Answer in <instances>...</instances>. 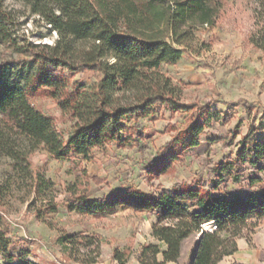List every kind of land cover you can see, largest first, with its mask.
<instances>
[{"label": "rangeland", "instance_id": "obj_1", "mask_svg": "<svg viewBox=\"0 0 264 264\" xmlns=\"http://www.w3.org/2000/svg\"><path fill=\"white\" fill-rule=\"evenodd\" d=\"M34 1L2 0L11 22L6 39H0V75L6 68L7 80L23 88L29 101L50 116L66 137L74 120L61 114L46 89H35L30 80L36 68L34 54L44 45L54 46L59 39L54 27L35 11ZM256 1L221 0L212 25L192 28L194 37L181 59L161 65V73L181 103L209 105V111L200 109L204 127L195 139L197 145L182 149L177 158L166 161V166L162 155L174 151L181 137L178 134L189 125V114L165 108L138 119V131L143 134L139 145L133 140L122 145L110 142L92 148L86 157L61 159L39 149L30 156L32 177L6 176L10 161L0 159V220L8 231V254L14 257L13 263L27 252L26 259L42 264H79L62 256L56 243L61 232L102 236L101 254L94 264H117L114 248H129L126 264H139L141 247L157 243L151 236L156 220L152 211L121 207L100 216L71 209L80 195L107 199L111 193L129 188L157 194L161 189L178 190L182 185L218 197L259 194L264 188V159L256 167L241 162L234 165L249 126L257 129L253 141L264 136V52L248 41L257 29L252 16ZM88 45L74 44L69 60L73 64L81 62ZM111 62L113 58L108 59ZM63 72L70 84L85 87L92 86L97 78L92 70ZM27 80L30 82L26 84ZM242 101L253 103V109L245 111ZM41 177L50 184L40 187ZM195 241V237L187 239L180 258L166 264H189ZM237 246L235 253L218 264H264V219L245 230ZM5 256L0 252V264L5 263Z\"/></svg>", "mask_w": 264, "mask_h": 264}, {"label": "trees", "instance_id": "obj_2", "mask_svg": "<svg viewBox=\"0 0 264 264\" xmlns=\"http://www.w3.org/2000/svg\"><path fill=\"white\" fill-rule=\"evenodd\" d=\"M34 6L54 27L59 39L54 46L44 45L34 54L32 86L45 88L60 113L69 115L74 124L64 137L54 120L29 101L23 88L7 80L6 68L1 69L0 159L10 161L6 176L32 177L30 156L39 149L61 159L70 155L86 157L92 148L110 142L122 145L133 140L139 145L138 139L143 134L138 131V119L160 108L189 114V125L178 134L181 137L173 146L174 151L162 155L164 166L168 164L166 161L177 158L182 149L197 145L195 139L204 127L200 109L209 111V105L181 103L160 67L181 59L194 37L193 27L214 23L221 0H35ZM252 16L257 29L248 36V41L264 52V0L256 1ZM10 22L11 15L3 9L0 0V39H6ZM82 43L89 44L83 60L73 64L69 56L74 44ZM109 58L113 62L108 63ZM64 69L92 70L97 78L90 87L70 84ZM241 105L245 111L254 107L247 101ZM256 131L249 126L240 141L234 165L241 162L256 167L264 159V136L253 141ZM47 184H50L48 180L39 179L40 187ZM70 207L100 216L110 215L121 207L152 211L156 220L151 225V236L157 243L141 247L139 264L176 262L183 243L190 237L196 241L189 264H218L238 250L237 239L245 230L258 226L264 219V188L257 195L230 198L212 196L187 185L178 190L161 189L157 194L129 188L113 192L107 199L80 195ZM205 223L212 228L203 229ZM7 233L0 220L4 264H40L26 259L27 252L18 256L19 262L13 263L14 257L8 254ZM56 243L66 260L94 264L101 254L103 238L61 232ZM129 255V248L113 249L117 264H126Z\"/></svg>", "mask_w": 264, "mask_h": 264}, {"label": "bare ground", "instance_id": "obj_3", "mask_svg": "<svg viewBox=\"0 0 264 264\" xmlns=\"http://www.w3.org/2000/svg\"><path fill=\"white\" fill-rule=\"evenodd\" d=\"M209 226H210V224L205 223V224L203 225V229L208 230V229H209Z\"/></svg>", "mask_w": 264, "mask_h": 264}, {"label": "crops", "instance_id": "obj_4", "mask_svg": "<svg viewBox=\"0 0 264 264\" xmlns=\"http://www.w3.org/2000/svg\"><path fill=\"white\" fill-rule=\"evenodd\" d=\"M35 262H37V261H35ZM39 263V262H38ZM40 264H42V263H40Z\"/></svg>", "mask_w": 264, "mask_h": 264}]
</instances>
